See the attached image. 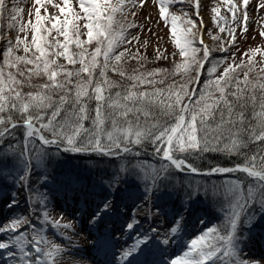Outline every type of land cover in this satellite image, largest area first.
Instances as JSON below:
<instances>
[{
    "label": "rangeland",
    "instance_id": "obj_1",
    "mask_svg": "<svg viewBox=\"0 0 264 264\" xmlns=\"http://www.w3.org/2000/svg\"><path fill=\"white\" fill-rule=\"evenodd\" d=\"M115 19H118L117 27L126 26L128 30L117 28L116 31L112 27ZM114 31L120 34L108 36ZM116 40L121 44L113 45ZM217 43L219 52L209 64L204 54L208 57L207 51ZM122 44H139L138 49L146 59L162 55L168 63L160 65L172 75L163 80H173L170 77L180 80L176 81L175 99L172 100L175 112L179 109L181 113L185 112L186 119L180 118L170 128L161 158L171 157L172 148L182 150L210 142L206 136L207 128L219 124L215 120L208 124L198 123L194 116L206 118L214 97L220 99L222 106H226L230 96L234 100L239 96L245 98L246 94H254L255 100L264 98V0H0V124L9 116L31 118L38 125L31 122L25 133L33 125L38 138H55L44 134L55 133V128L67 124L57 118L59 110L65 108L61 103H72L68 106L71 108L83 99L91 105L94 102V111L110 97V91L104 87L110 89L111 85L118 84L124 74H131L133 84L136 80L148 79L152 73L149 69L141 70V64H127L122 58L115 59ZM198 82H201L200 88L194 92ZM191 95V104H185V98ZM263 108H256L261 109L259 115L262 117ZM82 109L73 112L74 117H82L81 112L85 111ZM83 114L87 116V113ZM13 123L5 125L0 133L2 138L7 137L9 144L12 143L7 148L0 142V176L17 174L25 167L21 150L15 146L17 142L13 144L17 132H9L16 129ZM69 125L79 126L77 121ZM90 127L101 135H90L94 133L91 128L83 127L77 133L81 132L82 138L86 136L85 140L90 135L91 140L101 136V139L115 141L117 136L131 138L141 131L140 126L134 128L131 123L111 130L100 129L95 124ZM114 149L124 151L127 148L116 146ZM60 150L40 152L41 164L51 155L60 158L63 167H68L70 157H64ZM85 153L90 154L88 150ZM152 158L150 155L141 158L135 166L143 173L142 168L147 169L154 162ZM174 161L178 169L192 168L186 160ZM95 168L101 174V166L95 165ZM128 169L133 171L132 167ZM67 170L62 172L65 179L76 184L84 181V177L77 178L74 172ZM252 175L260 178V187H264V172L258 170ZM3 179L4 184L11 181L13 188L19 181L4 176ZM226 187L238 191L236 188L240 183L231 182ZM80 195L74 193L76 199ZM262 195H256L255 201L258 207L264 208ZM8 196L5 193V197ZM72 197V205L61 198L63 202L59 201L46 211L54 225L50 229H36L38 235H34V243H22L21 228L14 227L22 218L10 209L4 210L7 200L3 199L0 264H264L263 252H250L249 246L240 245L235 233L215 228L220 223L197 237L193 242L195 246L198 243L197 249L191 250L192 254H189V248L198 233L193 237L190 234L181 248L176 250L174 247L160 256H153L155 247L151 235L132 239L118 228L112 231V227L107 232L106 223L99 218L98 211L94 212L98 205L101 207V202L91 198L90 201L95 203H91L93 208L86 212ZM75 205L80 207L78 211L73 208ZM24 228L30 233L29 239H33L32 222H26ZM211 241V247L206 251H215L212 256L190 263Z\"/></svg>",
    "mask_w": 264,
    "mask_h": 264
},
{
    "label": "trees",
    "instance_id": "obj_2",
    "mask_svg": "<svg viewBox=\"0 0 264 264\" xmlns=\"http://www.w3.org/2000/svg\"><path fill=\"white\" fill-rule=\"evenodd\" d=\"M117 20H113L112 23L116 31L117 28L121 31L128 30L129 27L126 26L117 27ZM116 31L109 33L108 36L114 33L120 34ZM114 44L117 46L121 43L116 40ZM139 46V44H122L118 48L119 51H116L117 55L114 54L115 59L122 58L127 64H141V70L149 69L152 75L144 81L136 80L133 84L131 74H124L123 80L118 84L111 85L110 89L104 87L106 91H110V97L102 105L98 104L94 111H92L94 102L91 105L83 99L71 108L68 106L72 103H61V107L65 108L59 110L57 118L67 124L55 128V133L46 132L44 134L47 137H55L60 147L46 146L31 138L27 142L30 158V162L27 163L24 153V132L22 126L18 124L19 121L26 120L36 125L38 122L15 115L9 116L3 124H0L1 133L5 125L10 126V123L14 122L16 129H11L9 132H17L18 140H14L13 144L17 142V145H14L21 150L25 166L17 174L0 176V191L10 195L18 204L21 203L18 211L22 218L29 210L26 203L29 199L30 203L35 205L34 211L40 215L44 209V199L50 192V188L41 180L53 176V168L59 166L49 161L50 159L44 162L45 165L41 164L40 152L48 153L61 149L59 151L61 154L69 156L72 154L62 149V146L73 144L89 148L93 146L111 148L114 145H122L135 150L134 153L127 152V155L123 157L113 156L115 158L110 159L118 166L116 169L119 177L115 181V189L111 187L110 191L106 189L101 192V202L105 203L101 217L109 218L108 225L123 227L128 231L127 233H134L133 237L137 236V238H142L141 235L143 237L151 235L152 227L156 232L154 247L158 250L157 252L171 251L172 244L175 248H181L183 243L189 239L190 234L193 237L198 233L199 235L193 238L189 248V254H192L191 250L197 249L198 243L196 242V246L193 243L197 241V237L206 234L220 223L215 228L221 231H232L239 241L241 237L245 238L244 245L249 246L250 252H253L255 245L264 237L262 231L264 229V208L258 207L255 201L256 195L263 193L262 197H264V187H260V178L239 170L219 174L185 173L176 169L167 160L151 153L154 162L147 169L142 168L143 173L135 166V162L147 157L150 151L158 150L161 154L170 128L180 118L186 119L185 112L181 113L180 109L177 113L175 112L176 108L172 100L175 99L176 81L180 82L179 78L170 77L173 80L169 82L163 80L169 75L172 76L160 65L167 64L168 60L158 54L153 57L154 59L143 58L141 49H138ZM132 52L135 53L130 54ZM218 52L217 43L214 46L211 45V49L207 51L208 57L204 54L209 64L217 57ZM206 64L207 61L204 62V67ZM200 84L201 82H198L194 92L199 90ZM192 95L194 96V93ZM192 95L185 98V104H191ZM253 95L246 94L245 98L239 96L236 100L230 96L231 99L226 101V106L220 105V99L214 97L206 118L194 116V120L198 123L208 124L215 120L219 124L217 127L207 128L208 135L206 136L210 142L202 143L201 146L194 148L189 146L182 150L172 148V155L176 159L186 160L200 172H206L214 167H235L236 165L248 166L253 172L258 170L264 172V117L259 115L261 109H256L258 106L261 108L264 106V98L255 100L257 96L252 97ZM219 97H222L221 94ZM253 103L256 105L253 106ZM80 109L85 110L81 112V115L84 116V112L87 116L74 117L73 112L78 113ZM220 109H222L221 112H218ZM66 115L67 119H64ZM72 121H77L79 126L69 125ZM127 123L134 124V128L140 126L141 131L133 134L129 139L123 136H117L115 141L101 139V136L100 139H89L90 135H101L92 130L90 127L92 124L99 125L100 129L111 130ZM82 127L83 129L91 128L94 132L88 136V140H85L86 136L80 137L81 132L77 133ZM0 140L7 148L12 145L8 143L7 137L0 136ZM76 157L78 160L85 161L82 156ZM129 167H132L133 171L128 169ZM3 176L11 180L12 178L19 180L17 186L14 182L15 187L13 188L11 181L4 184ZM231 182L240 183V187L236 188L239 189L238 191L227 189V184ZM76 190L81 191V195L87 196V192L82 187L78 186ZM0 196L5 197L3 194ZM127 221H130V224L126 225ZM247 221H249L248 227ZM211 243L212 241L205 244L200 249L199 257L189 262L208 260L215 252L206 251L207 248L210 249ZM218 248L219 245L216 250Z\"/></svg>",
    "mask_w": 264,
    "mask_h": 264
},
{
    "label": "bare ground",
    "instance_id": "obj_3",
    "mask_svg": "<svg viewBox=\"0 0 264 264\" xmlns=\"http://www.w3.org/2000/svg\"><path fill=\"white\" fill-rule=\"evenodd\" d=\"M64 157H67V156H64ZM67 158H69V157H67ZM69 159H71V158H69ZM71 160H73V159H71Z\"/></svg>",
    "mask_w": 264,
    "mask_h": 264
}]
</instances>
